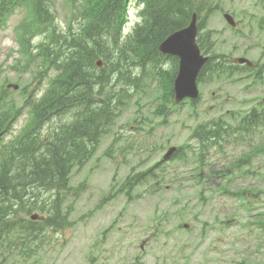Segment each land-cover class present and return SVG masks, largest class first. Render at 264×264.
Wrapping results in <instances>:
<instances>
[{"label":"rangeland","instance_id":"obj_1","mask_svg":"<svg viewBox=\"0 0 264 264\" xmlns=\"http://www.w3.org/2000/svg\"><path fill=\"white\" fill-rule=\"evenodd\" d=\"M134 5L135 0H131L123 34L137 20ZM248 5L246 0H200L202 44L221 58L245 53L263 66L258 77L264 78L263 32L248 47L229 32L215 34L224 25L220 8L233 11L242 26V12L264 18V0L261 9H247ZM52 10L63 28L70 18L67 2L54 0ZM29 18L28 10L19 8L0 22V82L7 78L26 86L36 76L15 39ZM30 39L33 45L44 41L37 32L30 33ZM171 66V60L162 62L163 70ZM153 67L148 64L143 68L145 75L136 81L139 87L127 105L111 108L112 124L97 127L98 143L86 145L93 154L82 164L73 165L67 188L55 191L67 216L66 227L47 230L42 241L41 234L13 231L0 241V264H264V127H256L247 135L237 133V139L226 136L221 147L210 145L198 165L194 161L198 141L190 136L196 125L220 113H225L227 122L230 112L244 114L264 98V79L255 81L252 74L230 70L233 81L199 82L200 95L192 106H172L163 99L165 89L151 80ZM135 70L132 76L140 67ZM122 77L126 84L125 74ZM44 87L45 83L26 86L24 92L5 96L7 106L13 101L23 114L7 124L0 144H7L24 127L27 100L34 104ZM31 88L34 90L29 93ZM162 103L167 109L157 112ZM72 116H55L41 125V134L66 127ZM182 144L189 146L183 152L186 161L176 156L162 160L169 146ZM158 160L164 165L162 177H147L146 183L129 194L124 188L119 190L128 174L145 170ZM156 179L159 183L152 187ZM35 195L47 207L56 196L44 187ZM256 214H260V224ZM184 223L188 227L184 228ZM4 234L0 232L1 237ZM22 240L27 245L20 248Z\"/></svg>","mask_w":264,"mask_h":264},{"label":"trees","instance_id":"obj_2","mask_svg":"<svg viewBox=\"0 0 264 264\" xmlns=\"http://www.w3.org/2000/svg\"><path fill=\"white\" fill-rule=\"evenodd\" d=\"M18 1L19 5H25L31 10V18L25 24V31L27 29L43 33L44 43L47 44L51 41V44L56 48L54 51L43 50L44 58L51 56L61 58V54L65 51L66 47L69 48V52L73 56L67 62V69L71 70L72 73L68 74L64 70V74L67 76L66 82L57 83L59 101L54 106V109H65L76 104L75 108H80V111L77 110L78 116H76L79 119L72 125L67 126L62 132V135L65 137L62 140L64 145L61 146L60 143L53 142L54 139H51L44 145L45 151L36 156L34 145L29 140H24V142L14 145L9 150L8 161L10 167L0 166V211L24 209L23 197L27 194L31 182L43 183L42 186H47L51 182L59 183L62 181L61 187L65 186L67 181L65 175L69 163L78 156L79 152H83L79 148L80 144H77L74 137H79L81 134L85 138L92 139L98 122L103 120L110 121L108 104L114 100L113 96H109L108 101H99L101 103L100 106H91L96 99L94 94L100 95L104 86V73L103 70L100 71V74L94 77L93 80V77L83 67L85 68V65H87L93 68V61L97 55L102 56L106 60V63L113 68V71L119 70L120 64L127 60L125 56L127 44L122 45L123 49L116 56H111L109 49L106 48L107 42L104 39L107 37L112 38L120 27L121 14L119 10L123 5V0H111V3L105 9L104 7L109 0H87L85 3L81 1L80 7L75 12H81V20L83 18L86 22L90 18H93V20L88 31L85 30L84 24H82L80 30L74 34L68 32L71 29L70 24H67L59 33H55L57 26L54 23L52 14L54 0H2L0 6L1 12L8 11ZM69 1L71 5H74L76 2V0ZM98 1H101L100 6L97 3ZM150 2L153 19H150L148 32L143 30L134 37L133 41L136 44L151 43L155 45L170 31L184 26L188 22L193 9L192 0H150ZM51 3L52 5H50ZM85 11L91 17L86 19ZM104 28H108L110 34L106 35ZM150 34L154 39L148 42L146 37ZM78 37L83 38V41L69 44L72 39ZM115 43L118 44L117 38ZM43 46V44H39L37 47L40 50ZM96 85H98V90L94 93ZM49 98V94H46L44 99L35 106V115H45V106ZM10 118L11 116H7L5 113L0 114V127L3 123H7ZM192 135L199 139L202 149L198 154L203 155L205 149L208 147L204 130L199 131L194 129ZM74 149L79 152H76ZM149 171L150 169L135 174L132 180L126 182L127 187L129 188L143 181ZM57 200L59 202V199ZM3 215V213L0 214V226L8 230L12 222L10 221V217L3 219ZM28 227L30 232L34 231L33 222H29Z\"/></svg>","mask_w":264,"mask_h":264},{"label":"water","instance_id":"obj_3","mask_svg":"<svg viewBox=\"0 0 264 264\" xmlns=\"http://www.w3.org/2000/svg\"><path fill=\"white\" fill-rule=\"evenodd\" d=\"M192 18L187 28L174 32L160 45L162 51L177 53L180 57L179 74L175 82L177 100L184 96H196L194 79L199 67L205 60L200 57L194 42L196 33L195 16ZM240 60L243 61V59Z\"/></svg>","mask_w":264,"mask_h":264},{"label":"bare ground","instance_id":"obj_4","mask_svg":"<svg viewBox=\"0 0 264 264\" xmlns=\"http://www.w3.org/2000/svg\"><path fill=\"white\" fill-rule=\"evenodd\" d=\"M75 39V42L76 43H79V42H82L83 41V38H81V37H78V38H74ZM73 40H71L70 42H69V44H74L75 43ZM93 220V219H92ZM199 253V252H198Z\"/></svg>","mask_w":264,"mask_h":264}]
</instances>
